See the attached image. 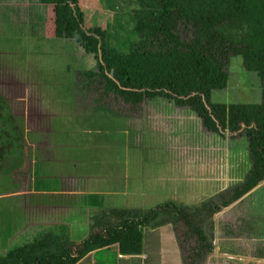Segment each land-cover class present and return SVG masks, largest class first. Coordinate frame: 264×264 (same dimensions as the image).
Wrapping results in <instances>:
<instances>
[{
	"label": "rangeland",
	"instance_id": "obj_1",
	"mask_svg": "<svg viewBox=\"0 0 264 264\" xmlns=\"http://www.w3.org/2000/svg\"><path fill=\"white\" fill-rule=\"evenodd\" d=\"M30 1L32 6L29 8L31 11H36V15L28 14V8L23 4V0H0L2 14L0 15V93L7 99L13 114L23 120L25 136V149L21 159L16 160V157H13V161L17 162L18 166L12 167L15 164L9 160L5 163L10 183L7 184L6 193L1 197L11 195L7 198L12 197L15 200L11 209L12 221L18 227L14 229V234L9 237L8 242L14 237L19 244L31 239L34 227H31V232L24 230V227L28 228L42 222L41 214L47 205V212L56 216L64 211L58 206L55 208L49 206L57 205L58 198L69 201V197L67 198L65 194H27L32 191L30 185L35 177L38 178V183L45 182L51 185L59 183V181L57 183L58 177L54 174L34 173V169L38 168L36 164L41 162V159L48 162L45 164L46 167L52 169L48 161L52 158L53 152L50 147V142L54 139L49 133L51 125L58 124L60 127L64 124L71 127V131L60 132L57 137L61 145L58 152L65 154L62 166L65 173L59 175L62 179L61 189L72 190V187H81L80 182L71 180L72 176L67 175L71 174L74 165L76 170L81 172L79 177L86 180L88 189L126 191L127 195H117L113 200L105 198L108 201L107 206L115 205L118 209H126L129 208L134 196L140 204L143 203L142 195L153 201L148 204L149 209L167 200H175L177 205H182L184 202H197V204L212 200L218 202L222 189H225L224 193L236 186L228 187L229 182L226 185L224 181V178L228 180V172L231 174L235 161L223 164L226 170L223 173L222 168L215 167L217 163L208 167L206 158L217 148V145L221 147L229 145L232 150L242 148L244 141L240 142V139L243 136L234 137L224 134L216 141L210 135L204 134L205 131L191 134L188 131H181L175 125L169 129L156 117L159 109L157 104L141 105L133 109L116 94H104V87L98 79L86 78L83 75L86 71H97L95 56L86 53L73 39L45 36L42 33L43 13L37 4ZM121 2L88 0V5L93 7L87 12L88 19L95 24L96 13L100 11L101 19L112 24L115 12L128 15L130 10H133L128 0ZM90 6L86 4L84 8ZM179 28L181 36L188 40L189 32L184 33L182 26ZM125 33L126 31L121 29L117 38L126 40ZM243 64L240 55L230 56L226 67L229 74L227 90L224 92L222 91L225 88L213 90L212 101L261 102L258 78L254 73L245 75ZM224 93L226 96H223ZM98 107L107 108L111 113L108 114L105 110L96 111ZM84 112H94L92 117L103 118L93 119ZM82 128L86 131H82ZM31 133L37 134L34 142L30 139ZM60 140L65 141L66 145L63 146ZM209 140L214 141L216 145L214 142L208 144ZM29 143L31 147H28ZM108 163L115 164L111 167L110 173L117 174L121 166L126 169L125 174L118 178L111 175L107 171L110 167ZM220 178L221 183L218 181ZM27 196H32L30 203L25 201ZM29 210L30 213H26ZM227 212L221 209L211 217L204 218L202 233L212 245L217 239L228 236L229 233H239L253 238H261L264 234V214L259 218L258 211L253 212L246 225L236 223L237 229L231 230L230 220L236 221L237 218L232 213L229 219ZM68 213L66 212L65 216ZM23 217H26V220L21 222ZM168 225L173 237L177 234L179 238L177 243L182 252L187 246L193 249L200 246L199 235L182 222L174 226ZM221 227H224L222 233L219 231ZM154 232L157 230H147L146 242L147 247L155 248L156 252L159 238L153 235ZM184 233L188 238H184ZM230 246L229 242L225 243V252L229 253L227 250ZM238 247L239 250L233 248V251L244 255L250 252L249 247L255 246L247 248L240 243ZM224 259L230 264H235L231 260ZM106 261L107 264H113L110 259Z\"/></svg>",
	"mask_w": 264,
	"mask_h": 264
},
{
	"label": "trees",
	"instance_id": "obj_2",
	"mask_svg": "<svg viewBox=\"0 0 264 264\" xmlns=\"http://www.w3.org/2000/svg\"><path fill=\"white\" fill-rule=\"evenodd\" d=\"M128 1L133 11L122 26L126 40L99 26L86 29L78 0H41L47 5L45 34L73 39L86 53L93 54L97 71L83 75L98 79L105 93H114L126 103L137 104L156 96L172 98L178 106L195 110L204 126L218 133V126L237 130L241 123L245 124L244 136L249 141L252 161L249 174L241 188L219 206L208 202L183 206L167 200L152 209H110L96 215L88 236L81 242L72 241L68 230L57 225L21 244L14 242L8 251L0 252V264H76L89 251L113 244L119 246L121 254L134 259L144 252L145 230L178 221L199 235L200 247L207 252L212 247L198 222L200 210L212 216L264 178V0ZM180 26L184 33L189 32L188 40L181 36ZM233 55H240L245 67L259 76L260 103L212 102V91L228 85L226 67ZM23 127V120L13 114L0 93L1 249L8 245L16 229L11 211L14 200L1 197L10 183L5 163L9 160L15 164L12 167L18 166L13 157L21 159L25 149ZM57 127L58 124L51 125ZM35 173H43L40 165ZM37 180V191L56 190L57 185ZM196 255L201 257L203 252Z\"/></svg>",
	"mask_w": 264,
	"mask_h": 264
},
{
	"label": "crops",
	"instance_id": "obj_3",
	"mask_svg": "<svg viewBox=\"0 0 264 264\" xmlns=\"http://www.w3.org/2000/svg\"><path fill=\"white\" fill-rule=\"evenodd\" d=\"M1 15V14H0ZM70 125H64L61 124L60 127H57L54 129V131L51 130V127H49V133H51V138L54 137L53 140L50 142V147L53 150L52 152V158H50L49 164L52 166L51 168H48L45 166V164H48L45 160L41 159V162H38L36 164L40 165L42 167V171L45 175L47 174H54L58 177L59 183L57 184L56 190H43V191H37L36 190V184L34 178L33 183H31V192H27V194H65L66 197H69V201L66 199L58 198L56 200L57 205H49L55 207L63 208L64 211L60 212L57 216L54 213L47 212V207H45V211L41 214V218L43 219L42 222H38L37 224L33 226H28V228L24 227V230H27V232H31V227H34V233L33 236H36L38 233L53 230L56 227L55 226H64L66 230H68L69 237L74 242H81L84 240L91 229V223L94 222V219L98 213L106 214V211H109L110 209L114 210H120L115 207V205H108V201L106 199L113 200L117 195L123 196L127 195L125 194L126 191H120V190H105V189H95L90 190L87 188L86 180H82L81 172L79 170H76V166L72 165L71 174H67L72 176L71 180L77 181L81 183V187H72V190H66V188L61 189L62 179L59 175L62 173H65V169L62 167L64 165V159L65 154H61L58 152L59 146L61 148L60 142L58 141L57 137L59 133L64 132L66 130L71 131ZM82 131H86L84 128L81 129ZM34 136L31 137V141L34 142V140L37 139V134L32 133ZM61 144L63 146L66 145L65 141L60 140ZM29 145V146H28ZM27 146L31 147V143H29ZM108 146V145H107ZM110 165L109 168H107V171L109 172L111 167L115 164L108 163ZM124 165V164H122ZM76 170V171H75ZM123 170L124 172L121 173L120 171ZM125 168L119 167V172L117 174H112L116 176L117 178L120 175L125 174ZM36 169H34L35 173ZM75 171V173H73ZM73 173V174H72ZM36 174V173H35ZM29 186V187H30ZM78 190V191H75ZM122 193V194H120ZM134 194V192H131ZM25 194V195H27ZM11 196V195H9ZM143 196V203L140 204V201L134 196L132 198V202L129 204V208L126 209H135V208H148V204H150L151 199H147L145 195ZM25 200L26 203H30V197ZM262 201L264 202V198L262 197ZM15 202V200H14ZM35 202V201H32ZM155 204V203H154ZM264 205V204H263ZM37 207H41L40 205H35ZM150 206V205H149ZM14 207V206H13ZM41 209V208H40ZM69 212L67 216H65V213ZM253 212H256V210L253 208V206L246 204L242 207H238L234 213L237 215V219L240 221L248 223V220L250 219V216ZM26 213H30V210ZM264 214V212L262 213ZM33 219V217H29ZM230 218V216H229ZM21 222H24L26 220V217H23L21 219ZM27 225V224H26ZM25 225V226H26ZM171 225V224H170ZM240 225V224H238ZM16 226V225H15ZM21 227V225L19 226ZM164 227V228H163ZM162 230L160 228V233L154 232V236L157 237L159 235V247H158V254L157 251L155 252L154 249H150V247H147L146 242V236H147V230H145V237H144V252L139 257L134 258L131 255H124L121 254L120 248L117 244H113L107 248H98L93 249L89 251L84 258H82L80 261H78L76 264H107V259H110V261L113 264H183V258L182 253L179 247V244L177 243V238L173 237L172 233L170 232L171 229L168 224L164 225ZM18 227L16 226V229ZM234 229L231 226V230ZM237 229V228H236ZM235 230V229H234ZM150 231V230H149ZM162 231V232H161ZM219 231L222 233L224 232V227H221ZM26 232V231H25ZM233 238V240H227V242L230 243L229 253L225 252V240L224 238ZM176 238V239H175ZM12 239L11 242H8V245L6 244L5 247L2 248V251H8V248L13 245L15 241ZM240 243L243 246H255V247H249L250 252H246L244 255H241L234 252L233 248H236L239 250ZM212 244V243H211ZM234 246V247H232ZM1 251V252H2ZM105 255V256H104ZM157 258V259H153ZM224 258L233 261L235 264H264V238H253L248 237L244 235H239V233L233 234L229 233L228 236L220 237L217 239L215 244H213V248L207 258H205L203 264H230L227 260Z\"/></svg>",
	"mask_w": 264,
	"mask_h": 264
},
{
	"label": "water",
	"instance_id": "obj_4",
	"mask_svg": "<svg viewBox=\"0 0 264 264\" xmlns=\"http://www.w3.org/2000/svg\"><path fill=\"white\" fill-rule=\"evenodd\" d=\"M32 1L38 5L37 7L40 8L41 12L43 13L42 33L46 36V34H45V23H46V19H47V12H46L47 5L42 3L41 0H32ZM23 4L25 6H27L29 15H36L37 14L36 11L30 10L29 6H32L30 0H23ZM243 70L245 71V75H247V76H248V74L254 73L258 78V80H257L258 84H260V79H259V76L257 75L256 72L248 70L244 64H243ZM246 79L248 80L247 77H246ZM227 87H228V85H227ZM227 87L222 92L226 91ZM219 94H221V93H219ZM223 96H226V94L224 93ZM160 100H163V101L165 100V101L161 102ZM212 102H214V103H225L228 105L229 104H238V103L256 104L255 101H252V102H246V101H233V102L218 101V102H215V101H212ZM155 104H157L158 108H159L157 110V114H158V116H156L157 119L159 121H162L163 124H166V126L169 129H171L172 126L175 125L181 131L182 130L188 131V132H191V134H198L200 132L204 133V131H205L204 134L210 135V137H213V139H216V141L220 140L221 137L223 136L218 132H213V131L208 130V128H206L204 126L203 121H202L201 117L198 115V113L189 106H186L183 108L176 107V103L174 101L170 102L167 98H164V97H158V99H156L155 101L150 103V105H155ZM242 140L244 141V145L242 148H240L238 146L239 148H237L236 150H232L229 145H225L224 147H221V145L220 146L217 145V148L215 150H212L210 152V154H208L209 155L208 158H206V160L209 163L208 167L217 163V165L215 167H217V169L222 168L221 172H223V173H224V171H226V170H224L225 166H222L223 164L225 165L228 161H235L236 162L233 170L230 171L231 174H229V172H228V177L226 176L228 178V180H226V178H224L226 185H227V182H229L228 187H231L234 185L237 186L238 184H241L246 179V176L252 167V163L250 160L249 141H248L246 136H243L242 139H240V142H242ZM210 142H214V141H211V140L207 141L208 144ZM214 145H216L215 142H214ZM239 145H240V143H239ZM194 179H196V178H194ZM202 179H204V178H202ZM218 181H219V183H221L222 179L220 178ZM198 182H200V181H198ZM224 190L225 189H222L221 191L223 192ZM262 197L264 198V179H262L254 188L249 190V192H247L246 194L241 196L235 202L231 203L230 205H228L226 207H221V209H225V211H228L227 216H231L232 213H234L238 207H242V206L248 204V206L252 205L253 208L256 211H258V213H259L258 216L260 218V215L264 212V207L262 206L263 205ZM219 211H217L216 213H218ZM234 214H235V217L237 218L236 213H234ZM236 223L237 224H245L246 222L240 221L239 219H237L236 221L230 220L229 225L232 226L234 229H236L238 227L235 225ZM261 238H264V234L262 235ZM224 240H225V242H227V240H233V238H227L226 237V238H224ZM213 244H215V242H213Z\"/></svg>",
	"mask_w": 264,
	"mask_h": 264
},
{
	"label": "flooded vegetation",
	"instance_id": "obj_5",
	"mask_svg": "<svg viewBox=\"0 0 264 264\" xmlns=\"http://www.w3.org/2000/svg\"><path fill=\"white\" fill-rule=\"evenodd\" d=\"M87 1L88 0H78V5H79V7H80V9H81V11L84 13V27L86 28V29H88V28H93V27H97V26H99V27H101L102 29H106L107 30V32H109L111 35H115V34H119V31L121 30V29H124V27H122L123 25H125L126 23H125V20H126V18H130V15L132 14V11L133 10H130V13H128V15H126V14H123V13H120V12H115L114 14H113V23L111 24V23H109V22H107V20H102L101 19V12L100 11H98L97 13H96V19H97V21H96V23L95 24H93V23H91L90 22V20L88 19V16H87V12H89V10H91L93 7L92 6H90V5H88V3H87ZM115 1H119V2H121V0H115ZM122 3V2H121ZM87 4V6H90V7H87V8H84V5H86ZM99 10V9H98ZM90 25H89V24ZM119 26V27H118ZM122 27V28H121ZM121 28V29H120ZM129 28V27H128ZM118 29V30H117ZM125 35H127V33H125ZM136 39V41H139L138 40V38L136 37L135 38ZM134 39V40H135ZM38 48V47H37ZM39 49V48H38ZM228 76H229V74H228ZM85 77V76H84ZM104 90V89H103ZM104 94H113V93H105L104 92ZM118 97H120V96H118ZM121 98V97H120ZM122 99V98H121ZM156 99H158V97L156 96L155 98H153V99H145V100H143V101H141V102H139V103H137V104H133V103H126L123 99V101L126 103V104H128V105H130L133 109H136V108H138L139 106H141V105H148V104H150V103H152L153 101H155ZM168 99V98H167ZM170 102H172V98L171 99H168ZM187 105H182V106H178L177 104H176V107H179V108H183V107H186ZM102 110H105V111H107L108 112V114H110L111 113V111L110 110H108L107 108H102V107H98L97 108V110L96 111H102ZM95 111V112H96ZM86 115H93V113L94 112H89V113H87V112H84ZM61 114V113H60ZM103 118V117H102ZM218 126V125H217ZM54 129L55 128H51V130L52 131H54ZM217 131H219V133L221 134V135H223L224 136V134H230L231 136H234V137H241V136H244V134H245V129H246V126H245V124H243V123H241L240 124V126H238V129L237 130H230L229 128H226V129H222V128H220L219 126L217 127ZM210 131H214V130H210ZM250 160H251V158H250ZM251 163H252V161H251ZM249 174V173H248ZM248 174H247V176H248ZM246 176V177H247ZM264 179V178H263ZM260 182V181H259ZM258 182V183H259ZM257 183V184H258ZM256 184V185H257ZM243 184H239V185H237L236 187H234L232 190H226L224 193L222 192V194H220L219 195V197H218V202H216V200H212V202H209V201H205V202H208V204H210L211 206H213V204H215V205H217V206H219L220 204H221V202H223V201H228L229 200V198L231 197V196H233L235 193H236V191L237 190H239L240 188H241V186H242ZM255 185V186H256ZM255 186H252L249 190H251L252 188H254ZM249 190H247L244 194H246L247 192H249ZM243 194V195H244ZM223 195H225V198H223ZM242 195V196H243ZM239 199V198H238ZM237 200V199H236ZM236 200H231L232 202L231 203H233V202H235ZM202 203H204V202H202ZM202 203H198L197 204V202H195V203H189V202H184L183 203V206H185V205H200V204H202ZM231 203H229V204H231ZM203 206V205H202ZM202 206H199V207H202ZM263 207H264V205H262ZM209 207V206H208ZM208 217H211V216H209L208 215V213H206V210H204V209H202V210H200V212H199V218H198V222H200L199 224H200V226L202 227V230H204L203 229V226H202V223H203V221H204V218H208ZM180 222H182V221H178V222H176V223H168V224H171L172 226H174V225H176V224H178V223H180ZM183 223V222H182ZM184 224V223H183ZM188 229H190L186 224H184ZM246 225V224H245ZM161 227H163V226H161ZM161 227H158V228H153V229H149L150 231H152V230H157V232L159 231V233H160V228ZM190 230H192L193 231V229H190ZM162 232V231H161ZM194 232V231H193ZM158 237H159V235H158ZM175 237L177 238V241L179 242V238L177 237V234L175 235ZM184 238L186 239V238H188L187 237V234L186 233H184ZM205 239H206V242H208L209 240L205 237ZM208 243H210V242H208ZM210 245H211V247L213 248V245L210 243ZM179 247H180V245H179ZM212 248H211V250H212ZM181 249V248H180ZM211 250L210 251H207V252H204L203 250H202V247H197V248H191L190 246H187V248H185L183 251L184 252H182V250H181V253H182V258H183V264H203L204 263V260H205V258L207 257V255L211 252ZM206 251V250H205ZM198 252H203V255H201V257H200V255L199 256H197L196 254L198 253ZM184 253V254H183Z\"/></svg>",
	"mask_w": 264,
	"mask_h": 264
},
{
	"label": "clouds",
	"instance_id": "obj_6",
	"mask_svg": "<svg viewBox=\"0 0 264 264\" xmlns=\"http://www.w3.org/2000/svg\"><path fill=\"white\" fill-rule=\"evenodd\" d=\"M149 230V229H148Z\"/></svg>",
	"mask_w": 264,
	"mask_h": 264
}]
</instances>
